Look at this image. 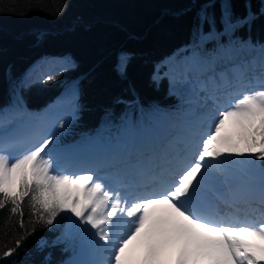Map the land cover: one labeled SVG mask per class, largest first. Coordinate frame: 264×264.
<instances>
[{
  "label": "trees",
  "instance_id": "obj_1",
  "mask_svg": "<svg viewBox=\"0 0 264 264\" xmlns=\"http://www.w3.org/2000/svg\"><path fill=\"white\" fill-rule=\"evenodd\" d=\"M223 2L0 0V112L15 106L40 111L56 97L74 92L75 117L57 136L60 145L84 143L94 137L111 142L127 120L137 125L139 113L148 114V119L155 122L163 115L173 116L176 99L168 94L167 77L157 76L165 67L159 63L176 49L183 48L182 55L200 51V46L193 45V33L203 11L215 17L217 32L223 30ZM226 2L231 6L233 21L243 20L249 12L257 17L250 26L238 27L235 36L261 48L264 0ZM209 4L214 6L206 8ZM204 31L208 32L207 25ZM215 46L211 41L205 51L212 53ZM120 56L125 61L121 72L117 68ZM62 60L68 64L60 63L63 68L51 73V80L43 78L30 81L23 89L17 87L34 63ZM240 135L238 129L232 142L243 151L247 145ZM229 155L253 157L249 152ZM251 159L264 173V160ZM29 204L30 197H25L23 217L8 211L10 202L0 209V264H72L80 246L67 232V220H61L67 214L59 213L48 225V214L43 213L45 220H40ZM8 249H14L13 254L5 257Z\"/></svg>",
  "mask_w": 264,
  "mask_h": 264
},
{
  "label": "snow or ice",
  "instance_id": "obj_2",
  "mask_svg": "<svg viewBox=\"0 0 264 264\" xmlns=\"http://www.w3.org/2000/svg\"><path fill=\"white\" fill-rule=\"evenodd\" d=\"M230 7L226 0L221 4L223 34L243 25L250 26L257 18L249 12L243 20L233 21ZM261 14L264 15V9ZM215 25V17L203 11L193 33V45L199 47L221 35ZM260 47L264 53V45ZM44 78L51 80L52 76L47 74ZM29 83L25 78L17 87L23 89ZM237 95L240 98L230 102L225 110H217L192 162L175 172V178L162 191L144 183L134 192H123L110 187L91 171L61 172L50 149L55 137L15 157L0 145V209L10 202L8 211L13 215L19 212L23 217L21 204L25 197H30L29 207L39 214L40 220H45L43 213H47L48 225L53 224L59 213H70L61 216V220H67L70 228L82 234L90 248L107 252L106 261L89 264H123L126 249L137 240H142L146 247V264H159L161 256L171 251H175V264H261L264 220L249 222L231 213L221 216L215 206L209 208L199 203L201 188L205 182L212 181L213 170H218L222 162L220 158L229 159L226 153L243 156L249 152L253 153L252 158L264 160V84L250 93ZM229 120L241 130L240 138L247 145L243 151L230 136L221 135ZM224 202L234 207L232 202ZM261 203L264 205V199ZM19 223L24 226L23 219ZM247 237L262 243H249ZM16 243L18 247L20 241ZM13 251L8 249L3 255L11 256Z\"/></svg>",
  "mask_w": 264,
  "mask_h": 264
},
{
  "label": "rangeland",
  "instance_id": "obj_3",
  "mask_svg": "<svg viewBox=\"0 0 264 264\" xmlns=\"http://www.w3.org/2000/svg\"><path fill=\"white\" fill-rule=\"evenodd\" d=\"M219 32L222 34L213 39H209L206 43L201 44L200 51L198 53L194 52V50H190L182 55L184 52L183 48L176 49L159 63H162L161 65H164L165 67L163 72H160V74L157 76H166L168 79V94L176 99L177 110L175 111V115H163L158 118L157 122H155V120L148 119V114L139 113L136 122L137 125L132 126V122H128L129 120H127L125 122L127 125L124 124L122 127H120V129L117 128L118 130L111 142L108 141V138L105 141H98L97 138L94 137L84 143L60 145L58 138L55 136V140L50 147L52 152L60 150L64 155H69L70 158L74 159L73 162L67 161L63 166L61 165L56 167L61 172L68 174H86L88 171H91L98 177L102 178L110 187L119 191L129 192L128 189L121 186L120 183L114 182L112 177L104 174L105 172H103L107 169L111 170L113 174L114 172L121 171L117 162L112 163L111 166H107L103 170H97L94 167L97 165H103V163L106 162L114 161L112 160L113 158H117V160H119L126 155H131L132 152H136L135 148L137 147L138 149V146L145 147L143 150L138 149V152L143 151V153L153 151L154 148H151L150 150L146 149L151 147V145L157 144L160 145V147H166L167 140H173L169 137L171 133H175L177 131L179 135L184 134L187 132L188 128L194 127L196 124V119L200 116V106H198V104L203 103L206 100L205 98L207 95H209L212 91L201 87L200 84H198L196 78H199L200 83L206 81L210 86H212L214 82L220 81L219 78L222 76H227V87L221 89L218 88L219 90L217 91L219 93V97L223 100L228 98V96H222L224 93H221V91L224 90L225 92L228 88L233 87L232 84L234 81L232 77L234 76L231 74L233 73L234 69H231V65L240 62L238 65V67H240L239 71H243L242 78L244 80L246 79L248 83L245 86L237 89L234 96H232V102L240 98L237 93H250L253 89L260 88V86L264 84V79H262V77H264V53H262V51L258 48L259 46H253L252 43H243L239 36H235L236 31L229 32L227 34H223V30ZM223 37H225L224 42ZM211 41H215V47L218 51H212V53H210V51H205L206 46ZM231 46L233 48L235 47L234 63H231L227 59H222V61H220L214 68H211V70H203V66H201V64H203L205 67L208 64L214 65L217 61L216 58L219 56L224 57ZM253 61H255V63H253ZM124 62V58L120 56L117 62V68L119 72L122 71ZM54 65H57V63L49 61L34 63L28 70L26 78H28L30 81L41 80L50 72L58 70V68H55ZM178 66L181 67V70L179 71L178 75H174L171 70L175 67L178 68ZM190 67L191 69H189ZM219 68H222V71H220ZM254 77H257L258 79H254ZM175 80H178L181 83L179 90L171 89L172 82ZM74 96V92L71 91L69 94H66V96H62L63 98L60 97V99H64L65 97L72 98ZM196 102L198 104H196ZM61 106H63V102L55 99L51 105L46 106L40 111L31 112L19 106H15V108L11 111L0 113V135L6 132L7 135L5 138L9 137L10 139L15 137L19 133L25 131L29 121H38L43 112L48 116L53 117V109L60 108ZM226 108L227 106L223 110ZM74 115L75 113L73 112V115L65 119L62 123H56L55 127L58 128V135L65 130V127L69 123V119L74 118ZM208 120L209 119H207V121ZM212 121L207 124V126L204 125V128H202L201 132L196 133L199 134L197 144L201 142ZM238 129L239 128L233 121H226L221 135L230 136L232 140H234L235 133ZM154 140H156V142ZM113 144H118V146L121 147L120 152L118 151V147ZM194 154L192 158L186 161L184 165L192 162ZM141 155L142 153L139 156ZM148 155H151V157L155 156V154L151 152L148 153ZM225 156H228L229 159H224L223 157L220 158L222 162L217 166L218 170H213L212 181L205 182L204 186L201 188L202 199L199 203L203 205L206 199H214V205H216V207L218 205L224 206V204L220 202V198H231V192L237 186L248 182L259 184L261 185L260 189L254 194L255 202H249L245 205L239 206L240 210L235 211L234 213L236 214L235 216L239 217L240 220H247L249 222H258L260 220H264V210H262V206L264 205L261 203L262 199H264V173L254 167L251 155H247L242 158L237 156L233 157L226 153ZM174 174L175 172L173 175L171 174L173 178H175ZM120 175L123 174L120 172ZM162 190L163 189L159 191ZM249 207L251 208L247 210ZM217 209L220 210L221 208L217 207ZM255 209H259L261 212L258 218H254L249 212L250 210ZM66 214L71 215L70 213ZM73 219L76 218L73 216ZM66 229L67 232L72 235L73 239L77 243L76 245L80 246L79 254L76 256V259L72 264H89L91 261H106L108 259L107 252L104 249L90 248L84 239H82V234L78 233L75 228L69 227L68 221L66 224ZM78 234L81 236L79 237ZM245 239L248 240L249 243L253 244L262 243L254 237H247ZM145 251L146 247L142 240L133 241L131 244H129L122 257L123 264H146ZM159 264H175V251H171L162 255ZM261 264H264V262H261Z\"/></svg>",
  "mask_w": 264,
  "mask_h": 264
},
{
  "label": "bare ground",
  "instance_id": "obj_4",
  "mask_svg": "<svg viewBox=\"0 0 264 264\" xmlns=\"http://www.w3.org/2000/svg\"><path fill=\"white\" fill-rule=\"evenodd\" d=\"M232 48V49H231ZM235 47L232 46L226 52L225 56H219L216 58V63L214 65L208 64L206 67L203 66L204 69H210L214 68L222 59H227L231 63H234L235 60ZM255 63V61H253ZM240 62H237L236 64L231 65V69L233 70V73L231 74L233 79V87L228 88L225 92L224 90L221 91L222 96H228V98L221 99L219 97V93L217 92L221 88L227 87V76H222L219 78V82H214L212 86L209 85L208 82H199V78H196L198 81V84H200L201 87L207 88L208 90H212L209 95L205 98L206 100L198 104L200 106V119L199 117L196 119V124L192 128H188L187 132L184 134L177 133H171L169 135L170 138L173 140H170L167 138L166 147H160V145H151V147L146 148L150 150L151 148H154L153 151L144 152L139 151L143 150L145 147L138 146L135 148L136 152H132L131 155H126L123 158H120L117 160V158H113L111 162L103 163V165H97L94 168L97 170H103L107 166H111L112 163L117 162L119 164L121 171L117 172H111V170L107 169L103 172L104 174L110 176L113 178L114 182L120 183L121 186L128 189L129 192H134L138 189L139 185H142L144 183H147L150 188H153L155 190H161L163 189L168 183H170L173 179L171 174L173 175L174 172L179 171V169L186 163V161L190 160L194 154V152L197 149V139L199 133L202 131V128H204V125L207 126L209 124L214 116L217 113V110H223L226 106L232 102V99L234 94L236 93L237 89L245 86L248 81L242 78L243 71H239L238 65ZM192 67V66H191ZM191 67L189 69H191ZM220 71H222V68H219ZM181 70V67L178 66L173 68L171 71L174 73V75H178L179 71ZM214 70V69H213ZM211 77V76H209ZM254 79H258L257 77H254ZM210 80V79H209ZM215 80V79H214ZM180 81L175 80L172 82L171 89L172 90H179L180 89ZM236 85V86H235ZM219 88V89H218ZM218 95V96H217ZM74 98V97H72ZM72 98L65 97L64 99L56 98L58 101L63 102V106L60 108L53 109L52 116H48L44 112L40 116V119L38 121H29L28 125L25 129V131L19 133L17 136L12 137L9 139V137H6V132L2 133L0 135V145H2L4 148L7 149V151L13 156H19L23 153L29 151L30 149L37 146L39 143H41L43 140L49 138V137H57L58 128L55 127L57 122L62 123L65 119L68 117H71L73 115V104L72 101H70ZM70 102V103H69ZM220 107V108H219ZM198 109V108H197ZM32 112V111H31ZM198 116V115H197ZM75 117V115H74ZM209 119L207 121V119ZM72 119V118H70ZM69 119V120H70ZM54 125V126H53ZM195 133V134H193ZM165 136V135H164ZM5 138V139H4ZM193 140V141H192ZM156 142V140H154ZM153 143V142H152ZM175 143V144H174ZM115 146L118 147V144ZM153 146V147H152ZM51 147V145H50ZM121 148L120 146L118 149ZM120 152V150H118ZM154 153L155 156L148 155V153ZM142 153L141 156H139ZM53 158L55 161L56 166H63L67 161H74V159L70 158L69 155H64L60 150H56L52 152ZM118 154V153H117ZM134 162L137 163V165H134V169L132 164ZM95 169V170H96ZM111 172V173H110ZM121 174L123 175H120ZM259 184H253V183H245L240 186H237L232 192V196L229 199H223V197L220 198V202L224 204V206L218 205L217 207L221 208L219 210V214L221 216H224L226 214H235L234 212L240 210L239 206L245 205L249 202H255V193L258 192L260 189ZM217 197V196H216ZM224 201H229L234 204V207L230 208ZM214 199H206L205 203L201 206H206L211 208L214 205ZM216 207V208H217ZM251 207H249L247 210H249ZM224 212V213H223ZM250 214L254 218H258L259 214L261 212L259 209L250 210ZM263 214V213H262ZM236 215V214H235Z\"/></svg>",
  "mask_w": 264,
  "mask_h": 264
},
{
  "label": "water",
  "instance_id": "obj_5",
  "mask_svg": "<svg viewBox=\"0 0 264 264\" xmlns=\"http://www.w3.org/2000/svg\"><path fill=\"white\" fill-rule=\"evenodd\" d=\"M180 49H181V48H180ZM173 60H174V59H173ZM136 164H137L136 162H134V164H132V166H133L134 169H137V168L134 167V165H136ZM138 168H140V166H139Z\"/></svg>",
  "mask_w": 264,
  "mask_h": 264
}]
</instances>
